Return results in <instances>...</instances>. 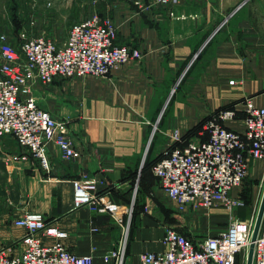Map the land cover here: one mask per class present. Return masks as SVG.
Instances as JSON below:
<instances>
[{"label": "crops", "instance_id": "1", "mask_svg": "<svg viewBox=\"0 0 264 264\" xmlns=\"http://www.w3.org/2000/svg\"><path fill=\"white\" fill-rule=\"evenodd\" d=\"M86 13L111 18L116 43L136 47L143 56L107 76L36 85L39 104L68 122L81 154L66 159L51 143L46 170L14 137H0V250L22 251L20 240L27 229L14 221L37 212L68 232L63 242L70 250L93 254L95 264H114L103 254L117 247L122 228L109 213L74 206L72 181L89 179L99 181L97 188L107 200L134 205L137 199L138 214L129 222L127 264H139L140 253L167 248V228L192 233L162 208L176 212L156 176L142 188L145 162L168 149L174 130L186 134L222 106L245 113L246 101L252 99L264 107V0H180L175 7L153 0H91ZM33 20L32 31L44 34ZM226 124L245 129L243 118ZM262 166L264 161L257 160L251 169ZM205 210L209 217L211 210ZM234 213L245 218L251 209L239 207Z\"/></svg>", "mask_w": 264, "mask_h": 264}, {"label": "built area", "instance_id": "2", "mask_svg": "<svg viewBox=\"0 0 264 264\" xmlns=\"http://www.w3.org/2000/svg\"><path fill=\"white\" fill-rule=\"evenodd\" d=\"M179 1L153 0L164 7H175ZM117 34L114 21L98 13L72 23L62 44L48 35L31 34L24 27L15 35L9 29L0 30V137H14L46 170L50 169L51 143L58 146L64 158L77 159L81 153L70 138L68 122L41 107L34 88L50 85L57 79L107 76L117 66L141 59L143 54L138 48L116 43ZM245 113L243 132L226 124L237 119L234 109H222L212 115L199 132L200 138L183 143V134L174 130L172 144L152 169L175 203L176 214L221 205L231 211L226 228L216 235L197 239L169 227L164 236L167 248L140 253L139 264L247 263L264 179L248 217L234 213L239 207L248 206L234 191L243 185L252 163L264 161V107L248 99ZM72 182L76 208L88 205L109 213L122 228V239L116 248L103 254L104 260L127 264L133 205L105 199L97 188L99 181L74 179ZM14 224L27 229L20 240L22 251L18 255L9 254L7 247L2 248L0 264H95L93 254L70 250L63 242L68 232L42 213H26ZM253 264H264V217L255 241Z\"/></svg>", "mask_w": 264, "mask_h": 264}, {"label": "rangeland", "instance_id": "3", "mask_svg": "<svg viewBox=\"0 0 264 264\" xmlns=\"http://www.w3.org/2000/svg\"><path fill=\"white\" fill-rule=\"evenodd\" d=\"M89 3L91 0H0V30L9 29L15 35L18 29L24 27L31 34H38L30 28L34 26L33 19L36 17L40 31L62 43L67 38L71 24L88 15L86 11ZM263 179L264 166L251 169L247 179L235 193L254 200ZM164 197L166 201L172 202L167 195ZM163 207L173 220L185 223V227L187 225L197 239L223 231L231 214L229 209L221 205L212 207L209 217L203 215L206 211L203 208L180 215L174 212L171 214L169 208ZM173 207L175 208L174 204Z\"/></svg>", "mask_w": 264, "mask_h": 264}, {"label": "trees", "instance_id": "4", "mask_svg": "<svg viewBox=\"0 0 264 264\" xmlns=\"http://www.w3.org/2000/svg\"><path fill=\"white\" fill-rule=\"evenodd\" d=\"M19 30V29H18ZM222 109H234L233 106H222L220 108H218L216 111H214L212 114H210L209 116H206L205 118H203L200 122H198L192 129H190L186 134L182 135V140L183 143L190 141L191 139L197 138L199 137V132L203 129L204 123L210 119L212 117V115H214L216 112H218L219 110ZM237 113V117L238 118H243L246 113H240L238 110H236ZM178 144V143H177ZM164 156V152L161 153L158 157H156L154 160L152 161H146L143 168H142V188H144V186L148 185L150 180L152 178H154V173H153V166L154 164L159 161L162 157ZM153 173V174H152ZM138 177V173H134L132 175V180L135 183ZM247 179V178H246ZM245 179V180H246ZM143 192V189H142ZM246 202H247V207H249L252 202L253 199H248L244 196H242L241 194H239ZM138 201L137 199L134 201V205H133V213H132V219L136 216V214H138ZM143 207V206H142ZM163 209H165L164 207H162ZM170 213L173 212L172 209L169 210ZM142 212H143V208H142ZM167 212V211H166ZM169 216V215H168ZM182 232V231H181ZM184 234H186L187 236H193L192 233L190 232H183Z\"/></svg>", "mask_w": 264, "mask_h": 264}, {"label": "water", "instance_id": "5", "mask_svg": "<svg viewBox=\"0 0 264 264\" xmlns=\"http://www.w3.org/2000/svg\"><path fill=\"white\" fill-rule=\"evenodd\" d=\"M174 90L175 89H173V91ZM263 217H264V192H263L262 200L260 203L259 212H258V216H257V220H256V224H255V228H254V232L252 236V242L250 244V248L248 251V257H247L246 264H253L255 241L258 237V234H259V231L262 225Z\"/></svg>", "mask_w": 264, "mask_h": 264}]
</instances>
